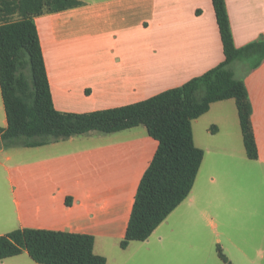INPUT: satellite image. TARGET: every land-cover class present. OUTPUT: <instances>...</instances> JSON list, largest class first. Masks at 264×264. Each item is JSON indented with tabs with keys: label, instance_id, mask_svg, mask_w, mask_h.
I'll return each instance as SVG.
<instances>
[{
	"label": "crops",
	"instance_id": "obj_1",
	"mask_svg": "<svg viewBox=\"0 0 264 264\" xmlns=\"http://www.w3.org/2000/svg\"><path fill=\"white\" fill-rule=\"evenodd\" d=\"M78 1L79 7L35 19L59 112L88 114L139 103L225 60L212 0ZM226 5L237 48L264 38V0ZM245 86L257 160L264 164V63L245 77ZM7 124L0 88V128ZM94 133L26 152L0 147L6 186L0 236L18 229L90 235L95 254L107 264H144L168 245L164 237L154 239L164 222L147 241H133L126 249L120 244L159 142L143 126ZM0 264L38 263L24 252Z\"/></svg>",
	"mask_w": 264,
	"mask_h": 264
},
{
	"label": "trees",
	"instance_id": "obj_2",
	"mask_svg": "<svg viewBox=\"0 0 264 264\" xmlns=\"http://www.w3.org/2000/svg\"><path fill=\"white\" fill-rule=\"evenodd\" d=\"M225 60L201 77L132 105L88 114L55 109L35 19L82 5L78 0H0V88L7 127L0 147L35 148L91 132L117 133L143 126L159 142L139 185L126 236L147 241L189 197L205 152L194 140L193 121L213 104L234 99L247 156L258 159L245 77L264 63V38L237 48L226 0H212ZM90 235L18 229L0 236V261L27 252L38 264H107ZM218 254L230 263L218 246Z\"/></svg>",
	"mask_w": 264,
	"mask_h": 264
},
{
	"label": "rangeland",
	"instance_id": "obj_3",
	"mask_svg": "<svg viewBox=\"0 0 264 264\" xmlns=\"http://www.w3.org/2000/svg\"><path fill=\"white\" fill-rule=\"evenodd\" d=\"M193 132L205 149L194 188L154 234L168 245L144 264H264V164L247 156L236 101L215 104ZM3 174L0 168V196Z\"/></svg>",
	"mask_w": 264,
	"mask_h": 264
}]
</instances>
